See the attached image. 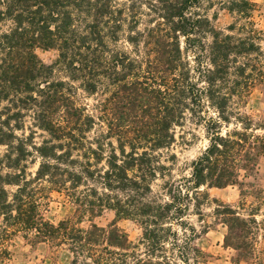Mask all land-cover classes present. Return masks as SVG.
I'll list each match as a JSON object with an SVG mask.
<instances>
[{
  "label": "trees",
  "instance_id": "obj_1",
  "mask_svg": "<svg viewBox=\"0 0 264 264\" xmlns=\"http://www.w3.org/2000/svg\"><path fill=\"white\" fill-rule=\"evenodd\" d=\"M156 1L168 28L141 32L132 19L128 50L119 45L129 10L120 0H0V260L20 236L65 251L68 264H199L195 241L208 223L193 226L191 208L203 222L206 189L238 184L264 155V114L241 111L264 83V30L252 20L251 0L222 4L241 21L229 33L201 13L205 0ZM36 49L56 50L58 58L44 65ZM56 70L69 81L55 79ZM78 89L107 90L102 115L78 102ZM122 109L142 120L132 126ZM187 114L205 125L208 145L190 175L175 179L173 130ZM96 125L102 130L90 136ZM36 130L48 136L40 145ZM252 189L255 198L263 194ZM52 192L69 198L75 219L45 218ZM104 210L135 221L138 241L116 222L81 226L82 217ZM255 211L245 218L223 204L214 210L239 260L253 258L263 229Z\"/></svg>",
  "mask_w": 264,
  "mask_h": 264
},
{
  "label": "rangeland",
  "instance_id": "obj_2",
  "mask_svg": "<svg viewBox=\"0 0 264 264\" xmlns=\"http://www.w3.org/2000/svg\"><path fill=\"white\" fill-rule=\"evenodd\" d=\"M231 0H205L203 4L202 14L207 15L211 25L219 31L229 33L228 27L234 23H241L236 15L229 13L222 9L223 3H228ZM256 4V10L253 13L252 20L255 23L257 29L264 30V0H251ZM120 3H124L129 8L125 12L128 19L124 26V32L121 34L120 43L123 47L131 50V46L127 43L126 37L129 34L128 27L132 25V19L138 21V30L144 31L145 29L168 28L160 17V6L156 0H120ZM130 15V17H129ZM243 22V21H242ZM184 39L181 37V42ZM209 41V39L207 40ZM36 54L40 61L44 65L53 64L58 58V52L56 50H43L36 49ZM191 56V54H190ZM193 58H190V61ZM55 79H62L69 81L67 75L60 70H56L54 73ZM78 86V83H74ZM110 96L107 90H99L96 95H89L82 89H78V102L82 105H87L88 110L95 116L102 115L99 111V104L105 102L104 99ZM126 103V102H125ZM242 112L251 114L253 116L264 114V83L257 85L253 88L246 98L245 104L241 108ZM125 113L126 121H129L132 126L137 125L141 117L135 116L136 114H129L127 110L122 109ZM153 116H155L154 112ZM214 111H210V115L213 116ZM127 114V115H126ZM140 115V114H139ZM151 116V117H153ZM151 117L144 118L148 122ZM97 124L100 122L97 120ZM104 127V126H103ZM233 127L232 125L230 126ZM204 124H197L193 117L189 114L186 115V120L181 126H176L173 130L175 135V143L170 149L169 153L176 156V161L173 164L172 175L175 179L180 177H188L190 175V165L208 145L207 133ZM99 125L95 126V133H91L90 136H94L97 132L101 131ZM224 130V129H223ZM34 142L40 145L44 139H48L46 133L36 130ZM224 132V131H223ZM28 131L26 135H28ZM20 134V132H18ZM115 144V141L113 140ZM4 147H0V152L4 151ZM37 165L31 167L30 171L34 172ZM161 180H158L154 185V190H159ZM158 185V186H157ZM257 190L259 194L258 198L252 196L251 191ZM207 192L210 195V200L204 202L201 206L202 213L204 214L203 222L199 218L197 211L191 208L188 216V221L197 229L202 230L204 225L208 223L207 232L202 234L196 241L195 246L202 252V258L199 264H264V199L259 198L260 195H264V155L258 158L257 165L253 171L245 173L240 172L239 183L236 185H229L224 188H207ZM244 191V194H242ZM247 192H250V194ZM219 204L230 206L233 209H237L240 214L249 218L248 214L250 209L256 208L255 219L262 223V230L257 237V243L252 259L243 261L238 259L237 252L225 246L224 237L227 233L226 227L218 220L214 215V210ZM243 208H241V205ZM43 214L45 218L52 223H58L61 220L67 218H76L75 206L64 193L52 192L50 198L47 201V205L43 208ZM81 226L84 228L89 227L91 224H95L99 227H107L110 224L116 222V225L122 229L132 243H136L141 237V229L139 225L129 219H117L115 212L112 210H104L100 215L95 217L84 216L81 218ZM11 255L8 259L0 260V264H68L69 254L65 251L51 248L49 245L31 244L22 237L18 236L13 241V246L10 248Z\"/></svg>",
  "mask_w": 264,
  "mask_h": 264
}]
</instances>
